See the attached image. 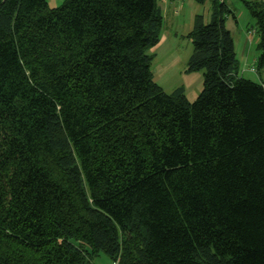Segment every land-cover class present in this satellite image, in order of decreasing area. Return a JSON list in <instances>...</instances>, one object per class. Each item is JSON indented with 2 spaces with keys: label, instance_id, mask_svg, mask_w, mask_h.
Wrapping results in <instances>:
<instances>
[{
  "label": "trees",
  "instance_id": "obj_1",
  "mask_svg": "<svg viewBox=\"0 0 264 264\" xmlns=\"http://www.w3.org/2000/svg\"><path fill=\"white\" fill-rule=\"evenodd\" d=\"M227 11L188 35L191 102L154 80L159 0H0V264H264V84Z\"/></svg>",
  "mask_w": 264,
  "mask_h": 264
},
{
  "label": "rangeland",
  "instance_id": "obj_2",
  "mask_svg": "<svg viewBox=\"0 0 264 264\" xmlns=\"http://www.w3.org/2000/svg\"><path fill=\"white\" fill-rule=\"evenodd\" d=\"M65 1L47 0L51 8L59 7ZM180 2L183 3V7L178 14H175L172 9L164 16L160 45L151 50L153 55L152 71L155 82L163 88L165 93H172L183 85L187 88L192 86V93L189 94L188 98L194 102L203 89V73L187 72L188 62L193 53V45L188 35L192 31L198 16H202L205 23H210L214 0H205L203 3H199L197 0H180ZM247 2H264V0H226L225 2L228 9L224 14L225 23L227 28L232 27L237 43L236 56L240 64V74L249 66L255 65L254 59L258 54L256 42L248 44V50L242 47V38L245 35H241V33L244 30L256 32V22L248 11ZM164 35L167 36V41L162 44ZM253 39L257 40V35ZM250 50L251 52H249ZM93 264L115 263L106 254L101 253L93 260Z\"/></svg>",
  "mask_w": 264,
  "mask_h": 264
},
{
  "label": "crops",
  "instance_id": "obj_3",
  "mask_svg": "<svg viewBox=\"0 0 264 264\" xmlns=\"http://www.w3.org/2000/svg\"><path fill=\"white\" fill-rule=\"evenodd\" d=\"M160 1V0H159ZM160 7H161V10H162V13H163V17L165 15L168 14V11L170 10H174V13L175 14H178L179 10H181V7H183V3L180 2V0H161L160 1ZM226 25V23H225ZM227 28V27H226ZM231 35H233V30H232V27H229L227 28ZM251 31H248L246 32L245 30L243 31V33H241V35H245L243 38H242V47L245 48V50H248L249 49V46L247 48V45L249 44H252L253 42L255 44H257V40L255 41L249 34H250ZM233 37V40H234V44H235V51H236V41H235V38H234V35L232 36ZM167 41V36L164 35V38H163V41L161 42L162 44H164L165 42ZM247 43V44H246ZM160 45V44H159ZM158 45V46H159ZM251 52V50L249 51ZM258 52V51H257ZM259 54V53H258ZM258 54H256V57L254 59V64L256 65L257 64V57H258ZM255 65H252V66H249L247 68V70H244L242 73H241V76L244 77V78H247V79H250L252 78V80H254L255 82H258V83H261V84H264V70L263 71H258L257 72H252L251 69L253 67H255L257 69V66ZM250 76V77H249ZM184 89H185V92H186V95H187V98L189 96L190 93H192L191 89H192V86H190L189 88L185 87L184 85L182 86ZM189 99V98H188Z\"/></svg>",
  "mask_w": 264,
  "mask_h": 264
},
{
  "label": "built area",
  "instance_id": "obj_4",
  "mask_svg": "<svg viewBox=\"0 0 264 264\" xmlns=\"http://www.w3.org/2000/svg\"><path fill=\"white\" fill-rule=\"evenodd\" d=\"M220 1H221V2H224V1H225V2H226V0H220ZM249 35H250L252 38H254V37H255V32H254V31H253V32L251 31ZM251 71H252V72H255V68L253 67V68L251 69Z\"/></svg>",
  "mask_w": 264,
  "mask_h": 264
}]
</instances>
